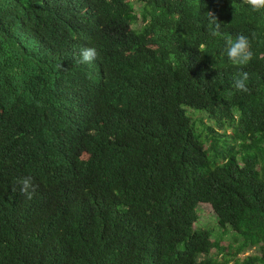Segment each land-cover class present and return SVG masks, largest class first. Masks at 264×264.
<instances>
[{"label": "trees", "instance_id": "trees-1", "mask_svg": "<svg viewBox=\"0 0 264 264\" xmlns=\"http://www.w3.org/2000/svg\"><path fill=\"white\" fill-rule=\"evenodd\" d=\"M0 264H264V9L0 0Z\"/></svg>", "mask_w": 264, "mask_h": 264}, {"label": "clouds", "instance_id": "clouds-1", "mask_svg": "<svg viewBox=\"0 0 264 264\" xmlns=\"http://www.w3.org/2000/svg\"><path fill=\"white\" fill-rule=\"evenodd\" d=\"M243 3L250 6L253 11H259L264 9V0H243ZM210 31L209 35L211 37H220L222 33L220 31L221 25L217 22V16L209 11L206 13ZM214 25V27H212ZM225 40V54L228 61L232 66L243 67L246 66L253 59V52L251 51V45L249 37L244 34H237L235 39L232 36H224ZM199 52L204 50V45H200ZM98 53L95 47H85L80 49V62L81 63H92L97 59ZM247 73H243L242 76L234 79L233 88L237 92L248 93L250 90L246 84ZM21 187L20 192L27 195L28 199L32 198L33 193L35 192L38 185L33 182L31 176L25 177L20 181Z\"/></svg>", "mask_w": 264, "mask_h": 264}, {"label": "rangeland", "instance_id": "rangeland-1", "mask_svg": "<svg viewBox=\"0 0 264 264\" xmlns=\"http://www.w3.org/2000/svg\"><path fill=\"white\" fill-rule=\"evenodd\" d=\"M190 112V111H189ZM231 132V130H229ZM198 212H199V221L197 223V226H203L206 227V225H217L215 211L211 204L209 203H200L198 206ZM229 243V239H226L223 242V245H227ZM213 252H215V249H213ZM253 253H256V251H253ZM248 254H251V251L241 255L242 257L247 256Z\"/></svg>", "mask_w": 264, "mask_h": 264}]
</instances>
